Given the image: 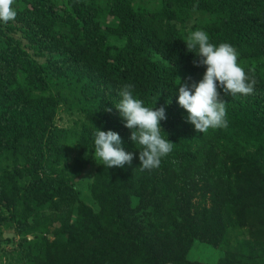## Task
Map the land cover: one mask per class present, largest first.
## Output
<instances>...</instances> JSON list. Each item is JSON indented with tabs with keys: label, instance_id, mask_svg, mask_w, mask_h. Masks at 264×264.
I'll list each match as a JSON object with an SVG mask.
<instances>
[{
	"label": "trees",
	"instance_id": "obj_1",
	"mask_svg": "<svg viewBox=\"0 0 264 264\" xmlns=\"http://www.w3.org/2000/svg\"><path fill=\"white\" fill-rule=\"evenodd\" d=\"M12 7L15 20L0 22L7 264H264V0H14ZM196 30L213 45L230 44L257 81L248 95L218 87L227 127L205 133L177 99L179 79L195 83L206 70L185 44ZM128 84L145 107L165 109L161 135L173 149L158 169L141 170V146L115 108ZM96 128L118 133L131 163L103 165ZM82 182L89 202L79 197ZM200 182L211 208L192 204ZM241 227L255 249L220 250L218 258L193 251L202 241L216 249L227 230ZM7 230L19 236L11 250L2 247Z\"/></svg>",
	"mask_w": 264,
	"mask_h": 264
},
{
	"label": "clouds",
	"instance_id": "obj_2",
	"mask_svg": "<svg viewBox=\"0 0 264 264\" xmlns=\"http://www.w3.org/2000/svg\"><path fill=\"white\" fill-rule=\"evenodd\" d=\"M13 4L14 0H0V22L7 24L15 20L17 13ZM185 44L187 50L199 58L193 63L206 66V70L198 82L181 83L179 79L178 104L187 111V120L199 133H205L210 128L227 127L225 101L220 99L218 87L225 95H248L253 93L257 81L238 64V54L230 44L213 45L208 34L202 30L191 32ZM186 80H191V77ZM132 87L128 84L122 88L119 93L122 98L115 108L124 118L125 126L133 129L130 140L141 146V170L158 169L161 158L173 149V143L161 135L160 121L166 119L165 109L163 106L155 109L153 106L145 107L143 101L134 98ZM94 144L95 156L108 169L123 167L133 159V154L121 146V137L112 130L96 128Z\"/></svg>",
	"mask_w": 264,
	"mask_h": 264
},
{
	"label": "rangeland",
	"instance_id": "obj_3",
	"mask_svg": "<svg viewBox=\"0 0 264 264\" xmlns=\"http://www.w3.org/2000/svg\"><path fill=\"white\" fill-rule=\"evenodd\" d=\"M196 187H197V192L195 196H193L192 204H194L195 202L198 205V208L200 209H202L203 207L211 208L212 206H214V203L211 200L212 199L211 193L206 188L207 184L200 182ZM76 188L78 190L80 199L83 200L84 202H89L90 194L87 189L86 183L85 182L79 183L77 184ZM258 215H262V212L260 211ZM220 233L221 232L219 231V234ZM226 233L224 237L225 243L223 245L222 244L218 245L216 249L208 245L207 241L205 242L202 241V242H198L196 245L193 246L194 249L193 251L206 253L210 257L218 258V256L221 253L220 250L234 249L236 251H245V249L247 248L255 249L254 248L255 240L249 237L248 235L249 230L247 229V227L235 228L232 230L229 229L226 231ZM2 235H3V239L10 238L9 241L8 240L3 241L2 247L11 250L13 247L17 246L16 244L17 241L19 240V236L14 234L13 231L7 230ZM7 260H8L7 255L0 256V264H7L8 263Z\"/></svg>",
	"mask_w": 264,
	"mask_h": 264
},
{
	"label": "water",
	"instance_id": "obj_4",
	"mask_svg": "<svg viewBox=\"0 0 264 264\" xmlns=\"http://www.w3.org/2000/svg\"><path fill=\"white\" fill-rule=\"evenodd\" d=\"M32 236H29V238H31Z\"/></svg>",
	"mask_w": 264,
	"mask_h": 264
}]
</instances>
